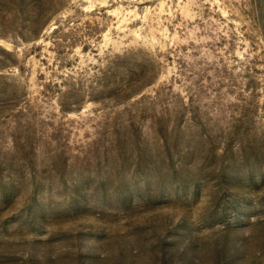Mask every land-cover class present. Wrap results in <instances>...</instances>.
<instances>
[{
	"label": "rangeland",
	"instance_id": "rangeland-1",
	"mask_svg": "<svg viewBox=\"0 0 264 264\" xmlns=\"http://www.w3.org/2000/svg\"><path fill=\"white\" fill-rule=\"evenodd\" d=\"M0 264H264V0H0Z\"/></svg>",
	"mask_w": 264,
	"mask_h": 264
}]
</instances>
